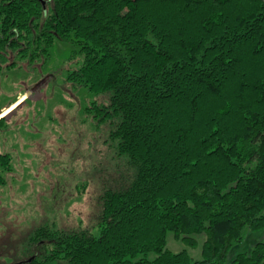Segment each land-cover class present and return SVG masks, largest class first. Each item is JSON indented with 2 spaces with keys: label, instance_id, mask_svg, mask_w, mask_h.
<instances>
[{
  "label": "trees",
  "instance_id": "16d2710c",
  "mask_svg": "<svg viewBox=\"0 0 264 264\" xmlns=\"http://www.w3.org/2000/svg\"><path fill=\"white\" fill-rule=\"evenodd\" d=\"M58 41L84 46L67 79L107 95L90 109L135 173L96 230L36 227L27 264H264V0H0V66Z\"/></svg>",
  "mask_w": 264,
  "mask_h": 264
},
{
  "label": "rangeland",
  "instance_id": "374dc122",
  "mask_svg": "<svg viewBox=\"0 0 264 264\" xmlns=\"http://www.w3.org/2000/svg\"><path fill=\"white\" fill-rule=\"evenodd\" d=\"M83 48L58 41L44 62L11 51L8 59L18 63L0 70V153L11 154L13 166L0 184V264H27L40 252L28 244L38 226L96 230L100 195L135 173L111 145V122L98 121L90 109L107 102V95L67 79ZM195 238L193 248L169 232L167 246L187 248L200 259L205 237Z\"/></svg>",
  "mask_w": 264,
  "mask_h": 264
},
{
  "label": "crops",
  "instance_id": "0c3cea01",
  "mask_svg": "<svg viewBox=\"0 0 264 264\" xmlns=\"http://www.w3.org/2000/svg\"><path fill=\"white\" fill-rule=\"evenodd\" d=\"M15 105H16V103H15L14 105H12V106L10 107V109H11L12 107H14ZM8 109H9V108H8ZM8 109H7V110H8ZM10 109H9V110H10ZM247 239H249V241H250L249 246H251V245L253 244L255 238H253V237H248ZM245 248L247 249L248 247H245Z\"/></svg>",
  "mask_w": 264,
  "mask_h": 264
},
{
  "label": "flooded vegetation",
  "instance_id": "af4514ba",
  "mask_svg": "<svg viewBox=\"0 0 264 264\" xmlns=\"http://www.w3.org/2000/svg\"><path fill=\"white\" fill-rule=\"evenodd\" d=\"M4 68H11V67H8L7 65L0 66V70H2V69H4Z\"/></svg>",
  "mask_w": 264,
  "mask_h": 264
},
{
  "label": "water",
  "instance_id": "95a60500",
  "mask_svg": "<svg viewBox=\"0 0 264 264\" xmlns=\"http://www.w3.org/2000/svg\"><path fill=\"white\" fill-rule=\"evenodd\" d=\"M31 259H29L28 261H30Z\"/></svg>",
  "mask_w": 264,
  "mask_h": 264
}]
</instances>
